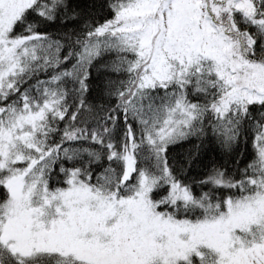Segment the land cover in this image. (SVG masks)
<instances>
[{
	"label": "snow or ice",
	"instance_id": "snow-or-ice-1",
	"mask_svg": "<svg viewBox=\"0 0 264 264\" xmlns=\"http://www.w3.org/2000/svg\"><path fill=\"white\" fill-rule=\"evenodd\" d=\"M0 264H264V0H0Z\"/></svg>",
	"mask_w": 264,
	"mask_h": 264
}]
</instances>
